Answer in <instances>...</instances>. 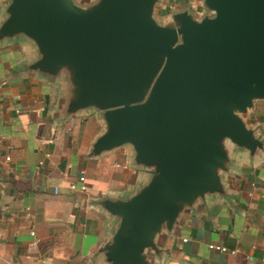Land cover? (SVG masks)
<instances>
[{
    "label": "water",
    "instance_id": "water-1",
    "mask_svg": "<svg viewBox=\"0 0 264 264\" xmlns=\"http://www.w3.org/2000/svg\"><path fill=\"white\" fill-rule=\"evenodd\" d=\"M6 0L0 42L23 39L29 70L58 83L61 116L95 114L88 158L129 147L145 172L99 201L115 221L94 259L159 264L182 216L225 197L234 158L264 157L249 110L264 101V0Z\"/></svg>",
    "mask_w": 264,
    "mask_h": 264
},
{
    "label": "crops",
    "instance_id": "crops-1",
    "mask_svg": "<svg viewBox=\"0 0 264 264\" xmlns=\"http://www.w3.org/2000/svg\"><path fill=\"white\" fill-rule=\"evenodd\" d=\"M35 57L23 39L0 42V264H103L94 255L115 221L98 203L130 193L145 172L127 146L87 157L101 129L95 114L62 118L60 85L29 70ZM248 120L264 138V102ZM234 160L226 196L182 216L159 264H264V157ZM81 177L87 191L71 190Z\"/></svg>",
    "mask_w": 264,
    "mask_h": 264
},
{
    "label": "rangeland",
    "instance_id": "rangeland-1",
    "mask_svg": "<svg viewBox=\"0 0 264 264\" xmlns=\"http://www.w3.org/2000/svg\"><path fill=\"white\" fill-rule=\"evenodd\" d=\"M161 3L157 6V16L161 20L165 15L169 14L172 10H178L179 8L174 7L171 0H160ZM191 5L189 8L195 12L202 14L203 7H202V0H190ZM188 7V6H187ZM264 102V101H258Z\"/></svg>",
    "mask_w": 264,
    "mask_h": 264
},
{
    "label": "built area",
    "instance_id": "built-area-1",
    "mask_svg": "<svg viewBox=\"0 0 264 264\" xmlns=\"http://www.w3.org/2000/svg\"><path fill=\"white\" fill-rule=\"evenodd\" d=\"M6 160H9V158H6ZM40 165H42V163H40ZM79 182H80V185L79 186H77L75 184H71L70 185V189L73 190V191L80 190L81 192H86L87 191V186L84 183V178L81 177L79 179ZM32 235H34V234L32 233ZM184 241H186V240H184ZM208 248L210 250H214V251H218V252H223V253L228 251L226 247H223V246H220V245H215V244H210L208 246ZM231 253L234 254L235 251H231Z\"/></svg>",
    "mask_w": 264,
    "mask_h": 264
}]
</instances>
